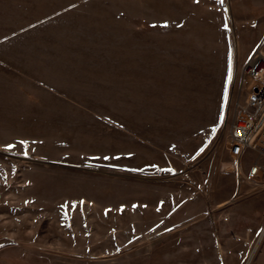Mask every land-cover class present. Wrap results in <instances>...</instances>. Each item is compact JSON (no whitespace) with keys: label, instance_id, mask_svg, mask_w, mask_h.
<instances>
[{"label":"rangeland","instance_id":"1","mask_svg":"<svg viewBox=\"0 0 264 264\" xmlns=\"http://www.w3.org/2000/svg\"><path fill=\"white\" fill-rule=\"evenodd\" d=\"M257 47L264 0H0V264H246L264 178L227 146Z\"/></svg>","mask_w":264,"mask_h":264},{"label":"built area","instance_id":"2","mask_svg":"<svg viewBox=\"0 0 264 264\" xmlns=\"http://www.w3.org/2000/svg\"><path fill=\"white\" fill-rule=\"evenodd\" d=\"M227 152L240 173L244 157L254 154L244 176L256 183L264 178V50L260 47L252 51L242 67Z\"/></svg>","mask_w":264,"mask_h":264},{"label":"bare ground","instance_id":"3","mask_svg":"<svg viewBox=\"0 0 264 264\" xmlns=\"http://www.w3.org/2000/svg\"><path fill=\"white\" fill-rule=\"evenodd\" d=\"M225 203H226V202H223V203H221L219 206L221 207V206L225 205ZM263 235H264V228H263V230H262L261 236L259 237L258 243H257V245L255 246V248H254V250H253V252H252V255L250 256V258L248 259V261H247L246 264H249V263H250L251 258H252V256L254 255V253H255V251H256V249H257L258 244L261 242V239H262V236H263Z\"/></svg>","mask_w":264,"mask_h":264}]
</instances>
